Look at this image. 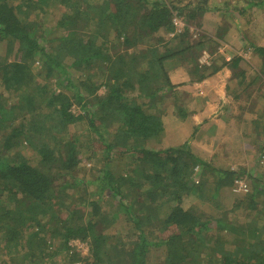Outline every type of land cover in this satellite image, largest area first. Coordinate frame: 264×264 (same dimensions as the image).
Returning <instances> with one entry per match:
<instances>
[{
    "label": "trees",
    "instance_id": "trees-1",
    "mask_svg": "<svg viewBox=\"0 0 264 264\" xmlns=\"http://www.w3.org/2000/svg\"><path fill=\"white\" fill-rule=\"evenodd\" d=\"M206 3L0 0V264H264V224L233 227L226 214L211 220L183 206L203 198L208 171L222 188L239 174L213 170L188 142L164 146L168 95L185 120L186 105L176 101L186 81L223 68L248 76L242 58L214 55L216 38L192 40L188 26L174 33V17L199 27ZM246 7L263 9L264 0ZM224 32L225 20L216 35ZM253 52L264 65V48ZM180 66L189 78L174 85L168 72ZM75 102L82 113L71 110ZM75 124L83 127L76 134ZM88 166L97 177L83 173ZM226 232H240V250L225 248Z\"/></svg>",
    "mask_w": 264,
    "mask_h": 264
},
{
    "label": "rangeland",
    "instance_id": "rangeland-1",
    "mask_svg": "<svg viewBox=\"0 0 264 264\" xmlns=\"http://www.w3.org/2000/svg\"><path fill=\"white\" fill-rule=\"evenodd\" d=\"M248 1L250 0H207V3L205 6H201L202 10L203 7L206 8V10L203 12L200 9H197V12H203V14L200 17V26L196 27L195 25H192L191 22L188 21L189 24L185 25V23L183 21L180 20V18L174 17V21L173 24L174 26V33L178 34L183 32L184 28L186 26H188V32L189 34L192 36V40L194 39H198L201 34L199 33H204L205 35H207V38L211 39V35H215L216 31L220 28L219 23H214L213 18L214 16L217 17L216 19H221L223 18L224 20H226L223 16H226L225 12L226 9L230 8V7H246V5L248 4ZM257 1V0H256ZM196 9V8H195ZM230 10V9H229ZM247 11V9H246ZM247 13L249 14V19H251L250 22V28L248 27L249 24L246 25V29H238V25L235 26L233 24V20L228 18L229 22L232 24L231 27V31L225 33H218L219 37L217 35H215L214 37L217 39H220V35L225 34V39H229L230 36H232V39H236L238 36H240V41L243 43L242 45H244L245 50H243L244 48H241L243 46L240 45L239 47V51H241V53H243L244 56V69L247 71L248 76H254L255 77V73L260 75L259 80L258 81H254L253 85L254 86H259L262 87V83L264 84V65H262V60L259 56L255 55L253 52L254 47H263L264 48V8L262 9L261 7H252V9L250 8ZM60 14V11L55 9V10H51V14L52 17L54 18L55 16H58ZM214 17V18H215ZM206 20V21H205ZM239 22L241 25H244L245 19H239ZM214 23V25H213ZM47 28H50L51 25H45ZM237 27V28H236ZM244 30V31H243ZM249 31L253 32V35L249 33ZM242 33V34H240ZM249 33V34H247ZM247 34V35H246ZM167 35V34H166ZM174 34H168L167 37H172ZM254 37V41H250L248 40L247 37ZM257 39V40H256ZM202 41V40H201ZM213 45V44H211ZM210 45V47H211ZM261 45V46H259ZM225 46L223 45L222 48H218L215 47L209 49V50H215L214 55H216V51L219 52H224L223 48ZM4 45L0 44V57H3L5 55V50H4ZM161 49V47H160ZM243 50V51H242ZM124 49L122 47H119L117 49L114 50L115 54L118 55H122L123 54ZM222 54V53H219ZM204 63V62H202ZM169 78L170 80L173 82L174 85H178L179 83H182L184 81H186L189 77H186L185 75V70H183V67L180 66L178 67L175 71L173 70L172 72H168ZM250 80V79H248ZM258 84V85H257ZM188 87H186V83L185 86H179L177 90H180L179 92L182 93L181 95V100L179 99V101H176L177 105L180 104H184L186 105L187 111H189L190 109H193L194 107H200L202 104V101L200 102H193V99L191 98V96L187 93V90L189 91V89H187ZM264 90V87H263ZM104 92V88H101L98 91V94H103ZM4 94V92H3ZM67 94L69 95V97L71 99L73 98V89L70 90V92H67ZM6 96V95H4ZM167 101H165L164 104H166V113L163 116L164 121L167 120L169 121L166 125V143L164 141V146L165 147H176V146H180L181 144H184L185 142L189 143L190 146V150L192 151V153L197 156L199 155L198 153H201L203 155H206L204 153L210 151L211 152V147L207 146V145H202V146H197V144L195 143V141H193V138H191L190 134L193 133L194 130V126L191 124V122H187V121H180V119L177 117V115L175 116V110H174V105H173V98L171 96L168 95L167 97ZM175 99V97H174ZM13 100H15L13 98ZM201 100V99H200ZM13 101H11L12 103ZM4 103V101L2 102ZM74 114H80L82 113V110L80 108V105L75 102L72 105V109H71ZM162 118V119H163ZM179 120V121H178ZM176 122L177 126L172 127V123ZM84 126V125H83ZM80 128L82 129V125L77 126L76 124L74 126H69V130L72 133H79ZM203 133V131L201 132V134ZM190 136V137H189ZM204 139V138H202ZM216 142H218V137L215 139ZM164 147V148H165ZM219 146L217 145L216 148H218ZM215 148V149H216ZM221 148L219 147V151L217 152V159L215 162H211V168L213 170L216 169H220L222 167H225V163H223L221 161L224 160L221 157V152H220ZM257 154H255V156L260 155L258 153V151H256ZM23 154L29 159V161L31 162V164H36V158L35 155H33V153H31L30 151H23ZM253 154V153H252ZM254 154H253V158H254ZM116 158H119L116 156ZM201 158V157H200ZM214 161V160H213ZM227 161V160H226ZM120 162L122 161H118L115 160V165L114 166H119ZM126 162V161H125ZM97 163V162H94ZM114 163V161L112 162ZM232 164L226 165V167L230 168ZM254 165V164H253ZM91 166V165H90ZM90 166L87 167V171L83 172L84 174H88L90 172V170H92L90 168ZM258 166V168H257ZM100 169L102 168V165L98 166ZM124 167V164L123 166ZM243 171H246L247 175H243L240 174L241 177L238 178H242L245 179V181L250 184L251 186V190L254 189L252 182L255 178H257V175L259 176V180H256L254 183H257V185L262 182V177L264 176V171H261L259 169V162L258 164H256L255 169H253L252 175L253 177L249 176V167L247 168H243ZM99 170V169H97ZM197 171L199 170V167L196 169ZM235 170V169H234ZM196 171V172H197ZM92 173L97 177V173L96 170H92ZM206 186H205V190L203 193V198L201 200H197L196 198L190 196L188 198H185L184 200V207H190V206H194L197 208V210H199V212H203V216L205 218H209V219H213L216 218L218 216L224 215L226 214L227 217V222L230 223L233 227H238L239 225H245L248 223H251V221H256V226H262L264 224V210H257V212L259 211V213H252V205H250L251 203L249 201H251L250 199V194L246 193L245 195H238L232 192L233 189V184L231 186H227V187H223L222 185L219 186V179L217 177L216 172H207L206 177ZM235 181V180H234ZM199 178L197 176H195L194 178V183L198 184ZM219 186V187H218ZM217 188H220L219 190ZM249 200V201H248ZM250 203V204H249ZM262 208L264 207L261 204ZM107 207L104 206V209H106ZM262 213V214H261ZM260 214V215H259ZM225 235V239L227 240V242H232V243H228L227 245H225L227 250H240V246L242 245L241 242L238 241V237H240V232H236L234 233H229L226 232L224 233ZM72 247L79 251L81 254H85L87 252V248L84 244H82L81 242L75 241L73 243H71ZM166 252L165 247H162L159 249L158 254L159 255H163V253Z\"/></svg>",
    "mask_w": 264,
    "mask_h": 264
},
{
    "label": "crops",
    "instance_id": "crops-1",
    "mask_svg": "<svg viewBox=\"0 0 264 264\" xmlns=\"http://www.w3.org/2000/svg\"><path fill=\"white\" fill-rule=\"evenodd\" d=\"M246 9L248 11L250 8L236 6L226 9V16H224L226 19L225 34L230 32L232 27L228 18L233 20L235 26H239L238 29H246L247 24H249L248 27L250 28L251 19H249ZM214 17L211 19L214 20L215 24L219 23L221 25L223 23V18L216 19L217 17ZM242 18L245 19L244 25L239 22V19ZM249 33L253 35V32L249 31ZM225 34L218 39V48L225 46L223 48L224 52H219L222 53L220 56L225 59V62L235 56L244 59L243 53L239 51L240 45L243 46L241 48H244L242 40L240 41V36L236 39H232V36L229 39H225ZM215 35H211V38H215ZM247 38L250 41L255 39L251 36ZM208 58L207 51H203L200 62L206 63ZM240 65L243 68L245 65L244 61ZM254 78V76H246V78L235 77L232 76L229 69L223 68L204 81L188 83L186 81V87L189 89L187 93L191 96L193 102L202 101V105L187 111L186 119L180 120L191 122L194 126L193 133L190 136L192 135L191 138H193L197 146L207 145L211 147V152L204 153L206 155L198 153L199 155L197 156L201 157V160L205 162L214 160L213 162H215L220 147L221 157L224 159H221V161L225 163L224 168H228L226 165L232 164L230 169L236 171L239 177H241L240 174L247 175L246 171H243L241 167H249L248 174L253 177L252 172L258 162L259 169L264 171V90L261 89L259 91L257 86L253 85ZM168 122L167 120L163 122L165 143L167 139L166 125ZM174 126H177L176 122L172 123V127ZM202 131L203 133L201 134ZM217 137L218 142L215 141ZM217 145L219 146L218 148H216ZM256 151L260 155L255 156L257 154ZM252 153H255L254 158ZM259 179L257 175V178L253 180V190L250 189L251 186L248 181L246 182L245 179H242L248 185V194L254 197V204L257 203L255 207L254 204L252 205V213H259V211L257 212L259 209L264 210V207L262 208L261 206V204L264 206V176L261 178L262 182L258 185L254 183Z\"/></svg>",
    "mask_w": 264,
    "mask_h": 264
},
{
    "label": "built area",
    "instance_id": "built-area-1",
    "mask_svg": "<svg viewBox=\"0 0 264 264\" xmlns=\"http://www.w3.org/2000/svg\"><path fill=\"white\" fill-rule=\"evenodd\" d=\"M234 193H247L248 192V185L242 179H237L233 185Z\"/></svg>",
    "mask_w": 264,
    "mask_h": 264
},
{
    "label": "clouds",
    "instance_id": "clouds-1",
    "mask_svg": "<svg viewBox=\"0 0 264 264\" xmlns=\"http://www.w3.org/2000/svg\"><path fill=\"white\" fill-rule=\"evenodd\" d=\"M237 179H239V178H236V180H237ZM236 180H235V181H236ZM235 181H234V183H235ZM233 185H234V184H233ZM232 190H233V189H232ZM248 191H249V189H248ZM232 192H233V191H232ZM233 193H234V192H233ZM247 193H248V192H247ZM235 194H241V195H243V194H246V193H235Z\"/></svg>",
    "mask_w": 264,
    "mask_h": 264
}]
</instances>
